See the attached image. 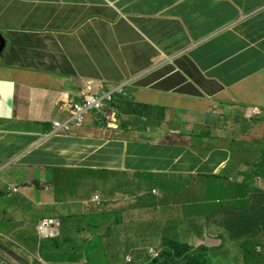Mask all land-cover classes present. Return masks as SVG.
Here are the masks:
<instances>
[{
    "label": "crops",
    "instance_id": "0c3cea01",
    "mask_svg": "<svg viewBox=\"0 0 264 264\" xmlns=\"http://www.w3.org/2000/svg\"><path fill=\"white\" fill-rule=\"evenodd\" d=\"M0 34L11 43L14 37L27 40L29 47L12 67L0 58V166L33 170L48 164L74 170L76 192L67 217H81L83 233L67 245V260L81 262L90 242L139 241L135 222H145L149 244H160L166 221L188 220L193 226V220L214 237H225L226 257L237 255L244 262L239 243L228 241L231 209L217 213L206 208L218 195L232 208L233 198L226 197L243 176L224 174L218 180L198 174V169L207 166L216 169L213 176L220 175L232 158L225 152L233 141L258 145L255 155L237 154L238 164L260 160L264 120L251 123L247 115L255 109L264 115V0H0ZM110 38L113 47L106 41ZM96 54L101 55L87 58ZM182 58L188 61L180 62ZM68 62L82 68L84 77L35 72L62 69ZM178 68L199 70L206 78L200 95L182 83L181 75L187 83L191 78L180 75ZM122 70L146 71L147 88L128 90L132 102L117 118L119 133L92 113L81 129L39 139L53 123L70 119V105L81 101L85 82L113 85L116 77L126 79L118 72ZM205 131L210 132L205 142L193 141ZM109 142L119 143L118 152L104 153L113 150ZM137 143L146 145L134 152ZM87 166L94 171L81 169ZM88 178L104 206L94 212L117 216L101 229L114 230L110 239L91 234L82 218L95 208L85 193ZM33 194L29 189L27 196ZM9 219L19 225L20 211ZM190 239L200 243L194 234ZM259 242L264 250L261 238Z\"/></svg>",
    "mask_w": 264,
    "mask_h": 264
},
{
    "label": "clouds",
    "instance_id": "9594fccd",
    "mask_svg": "<svg viewBox=\"0 0 264 264\" xmlns=\"http://www.w3.org/2000/svg\"><path fill=\"white\" fill-rule=\"evenodd\" d=\"M14 39L17 40L18 44L13 45ZM112 40L113 39L110 38V39H107L106 41L108 44H110L113 47ZM28 50H29V47H28L27 40H19L16 37H14L11 43V41L9 40V37L0 34V58H3L4 65L6 67H12L13 65H15L16 62L20 60L22 55ZM100 55L101 54L87 55V58L91 59L93 58V56L98 57ZM183 61H188V60H186L185 58H182L180 62H183ZM73 62L79 63L75 55H73ZM178 69H179L178 71L179 74L180 72H182L185 75H187L189 78H191V83H187V79L183 75L180 74L184 81V85H186L188 89H191L197 92L198 95H200V91H204V89L206 88V85H205L206 78L201 74V72L198 70L194 73L192 69L188 71H182L181 68H178ZM122 71H128V70H122ZM35 72H42V73H46L47 75H54V76L58 75L64 78H76L79 76L84 77L83 69L82 68L74 69L71 67V64L69 62L62 69H35ZM146 78H147V72H142V74H137L135 77L132 76L131 78H129L130 80L125 79L124 81H122L121 78L116 77L113 81V85H108V86L94 85L92 81L85 82V86L81 90V93H80L81 101L70 105V114H71L70 119L64 123H59V122L53 123L51 125V128L48 131L42 132L44 136H42V138H39V139L45 141V140H49L54 137H58L64 133H72L76 129H81L85 124V118L88 115H91L92 113H95L97 117H100L103 123L111 124L112 127L110 128V130L114 128V131H117V133H119V129L121 128L122 125H120L121 124L120 122L116 124L117 118L120 119L121 116L125 114L124 112L125 107L130 106L132 102V98L128 97L127 92L131 86L141 88V87H138L137 85L141 80L144 81ZM133 82L135 83L132 84ZM123 94H126V95H123ZM85 98L95 99L99 103V107L97 109L93 108L90 111H88L83 116V121L81 125L78 126V125L73 124L72 122L73 112H74L73 106L77 104H81ZM122 104H125V105L123 106ZM105 110H109L110 111L109 114L104 113ZM247 116L249 119H251V123L256 122L257 121L256 119L264 120V115H261V112L257 109H255L254 111L252 110ZM56 125H60L61 127L67 126L68 130H66L65 128L58 129ZM206 135H209V134H206ZM109 144H111V142H109ZM134 145H135L134 152H138L146 144L137 143ZM230 147H231L230 150H228V152L226 151L225 153L227 155L230 154L232 158L231 157L227 158V161H226L227 165L224 169L220 171V175L213 176V173L216 169L210 170L207 166H202L200 169H198V174L205 176L207 178L213 177L214 179H218V180H221L222 175L224 174H228L233 177H239L240 175H242L243 176L242 182H243L244 175L247 174L249 170L248 166L251 164H257L261 161L262 159L261 149H263L264 147L258 150L259 152L258 156L260 158L258 162L249 161L247 162V164H243V165H240L236 162L235 156L239 154L240 152L242 154H246V156L255 155L256 151H254L251 145V141H245V142L233 141ZM221 152H224V151H221ZM217 153H220V150L217 151ZM246 156H243V159H242L243 161H244V157ZM49 166L50 165L48 164L40 165V166L34 165L31 168H33L34 172L36 171L39 172L40 169L49 168ZM243 166H245L246 169L242 171L241 169ZM81 169L85 171H94L91 167H88V166L86 168L81 167ZM1 170H3L2 165L0 166V171ZM200 171H207V172H200ZM259 179L262 180L264 178H258V176H255L253 180L250 182L249 188H241L239 190L233 188L232 191L235 192L234 198L232 197V195L228 196L227 198L232 197L233 201L235 199L238 202H242L243 199H239L237 197V193L245 191V190H250V187L255 186V181H258ZM241 183H233L232 187L234 186V184H241ZM36 184H38V186H37V189L35 190L42 192L43 201L46 203H49L52 207L58 208V212L56 214L57 216L54 218L42 219L41 221L35 223L29 229V232L31 234L36 235L35 239L38 242L36 247L30 248L27 245V242H23L15 238L14 236L9 235V231H8L11 224H14L17 229L19 228L20 224L26 225L27 212L25 210V207L22 204H18L16 208L13 210V211H16V210L20 211L21 219H19V225L16 224L14 220L9 219V215H11L13 211L9 213L8 209L0 208V222L3 225H5V229L3 231H0V244L5 246L9 250L13 251L17 255L25 259L27 262H29L30 264H44V263L50 264L52 261H56L59 264H64L67 262L74 264V262L67 260L66 248H67V245L75 243L74 239L76 236L83 233L80 227L81 217L79 216H74L73 218L67 217L70 214V210L72 209V205L69 204V201L72 199L74 194L71 195V198L68 200V202L66 203L60 202L58 201V196L56 194H51L49 190V184L44 181V175H42L39 180H37L36 178H33L32 185L36 186ZM86 188H85V193L88 196H91L90 203L95 207V208H91L92 211L94 212L97 209H103L104 206H102L99 196L94 195V192H91V193L87 192ZM10 190L13 194H19V189L17 187H11ZM0 195H2L1 192H0ZM23 214H24V217H22ZM82 218H85V217H82ZM176 224L181 225L175 228L176 235L187 240V242H180V243H185L192 247L193 246L197 247L199 245H205L207 243V239H209L210 235H212L210 231H207L206 233L203 234V239L202 240L200 239V243L197 244L196 242H193L190 239V236H193V234L195 236H198V229L196 226L194 225L189 226L188 222H185V221L177 222ZM95 230L96 232L94 233H92L91 230L89 232L91 234H96V233L104 234V236H106L109 239L113 237L112 235H113L114 230L112 231V229L100 231V229L97 228ZM167 230L168 228L164 226L165 239L160 244H155V242H153L152 244H149L148 242L147 256L150 258V262L148 264H150L153 260L159 258L161 250L163 249V246L166 243V240H170L167 234ZM145 233L146 231H144L143 236H140V239H142V237L147 239V237H145ZM222 237L223 236L219 237L221 242L224 241ZM259 241H260V237L257 239L256 242H259ZM225 243L226 242L224 241L223 244L225 245ZM41 245L43 246V249H42L43 252L40 253ZM160 245H162L160 248H154ZM256 245L259 248V250H257V248L256 250L259 253L264 255V250L262 249L263 246L261 248L260 246H258V244ZM35 249H38L37 250L38 256L32 252V250H35ZM33 255H35V259L37 262H35L34 260H31V256ZM235 256L237 257V255ZM224 257L226 256L224 255ZM125 260L130 263L132 262L133 259H132V256L126 255ZM0 264H18V263L0 251ZM239 264H245V260L244 262L241 261Z\"/></svg>",
    "mask_w": 264,
    "mask_h": 264
},
{
    "label": "rangeland",
    "instance_id": "374dc122",
    "mask_svg": "<svg viewBox=\"0 0 264 264\" xmlns=\"http://www.w3.org/2000/svg\"><path fill=\"white\" fill-rule=\"evenodd\" d=\"M122 54H125L124 52ZM139 56V54H138ZM131 58V62L133 63V56H129ZM125 76L126 80L134 76L135 74H142V72L146 71H118ZM143 79V78H142ZM125 79H122L124 81ZM142 81V80H141ZM129 106H126L124 112L126 113ZM142 108V107H141ZM139 113V111H138ZM146 111L142 108L141 114L144 116ZM90 115L85 118V122L89 120ZM206 134L210 135V132L205 131L202 135H194L193 141L194 142H205ZM43 134L40 135L39 138H42ZM43 144L42 146H44ZM251 145L254 151H257L258 145L254 142H251ZM41 146V147H42ZM113 150H106L104 153H108L112 155ZM57 160H53L55 162ZM28 166L23 168H19L18 165H10L0 171V208L1 209H8L10 213L13 211L18 204H22L25 207L27 212L26 217V225L20 224L19 229L17 230L14 224H11L9 227V235L14 236L15 238L23 241V242H30L36 238L35 234H31L29 229L37 222L41 221L45 218H54L57 215L58 208L52 207L49 203L43 201L42 192L35 190L37 189L38 184L32 185L30 183V179L36 178L37 180L40 179L42 175H44V181L49 184V190L51 194H56L58 196V201L60 202H68L76 192V187L71 184V177L74 174V170L72 168H65L56 165H50L49 168H42L39 172H34L32 169L27 170ZM89 185L86 188V191L96 192L94 187V182L92 178H88ZM47 185V184H45ZM11 187H17L19 189V194H13L10 190ZM255 188H260L264 190V179H259L255 181ZM29 189H34V194L30 197L27 196ZM250 194V190H245L242 192L237 193V197L239 199H243L244 196ZM220 196V197H219ZM221 195L213 197L209 203L206 204L207 209H218L220 206L217 205V202H220ZM190 203L194 202V197H190L188 199ZM194 205V204H193ZM192 210H195L192 208ZM16 218H19V215H15ZM24 217V214L23 216ZM117 216H109V215H102L97 212H93L87 217L84 218L87 225L91 227V232H96L95 228L101 229L106 226L110 227V220L116 219ZM135 222L132 225V228L136 232L138 236H143L145 222ZM141 226V228L139 227ZM167 230V234L170 240H174L177 242H187L186 239L179 237L175 233V228L177 226H181L180 224H176L174 222H165ZM99 231V232H100ZM113 231V229H112ZM147 239L143 238L137 242H126L124 244H120L119 242L112 240L106 244L101 241H94L90 242L86 246V250L83 253L81 258V262L78 264H148L150 262V258L147 256V248H148V234L146 235ZM261 242L264 243V236L260 237ZM259 245V242H257ZM13 248V246H12ZM257 250L259 248L256 246ZM32 252L38 256L37 250H32ZM263 252V251H262ZM35 255L31 256V260L35 262ZM130 255L132 256V262H127L125 260V256ZM41 259V258H40ZM42 260V259H41ZM241 261L235 255L230 257H217L215 260V264H239ZM45 264V263H44ZM50 264H59L56 261H52ZM64 264H73L70 262Z\"/></svg>",
    "mask_w": 264,
    "mask_h": 264
},
{
    "label": "trees",
    "instance_id": "16d2710c",
    "mask_svg": "<svg viewBox=\"0 0 264 264\" xmlns=\"http://www.w3.org/2000/svg\"><path fill=\"white\" fill-rule=\"evenodd\" d=\"M14 44H18L15 39L13 45ZM182 83H184V81H182ZM137 86L147 88V78L144 81H140ZM179 86L180 83L173 84L172 88L177 89ZM194 95H198V93L195 92ZM109 145L112 149L116 147L118 152V148L120 147L118 142ZM261 151V161L257 164L248 166L249 170L247 174L244 175V181L241 184H234V189L249 188L250 182L255 176L264 178V148L261 149ZM119 154H121V152H119ZM234 196L235 192L232 191V197L234 198ZM224 198L225 197L222 196L220 202H217V205L220 207L216 209V211L218 213L225 208L231 209V212L228 213L230 223L226 227L228 233H230L228 241L238 242L239 246L242 247L241 250L245 257V264H264V255L256 250L257 239L264 235V190L255 188V186L250 187V194L244 196L242 202H238L234 199L232 208L229 206V202ZM187 221L188 220H185V222ZM189 223L197 227L198 237L201 240L203 239V234L209 231L202 228L196 221L190 220ZM4 229L5 225L0 222V231ZM214 232H216V229ZM222 238L226 242L225 237L223 236ZM217 240L220 239L210 235L205 245H199L197 247H192L174 240H166L159 258L153 260L150 264H215L217 257H224L225 255L224 241L218 243L216 242ZM37 243V240L33 239L27 242V245L30 248H34ZM42 245L40 247V253L43 252Z\"/></svg>",
    "mask_w": 264,
    "mask_h": 264
},
{
    "label": "built area",
    "instance_id": "2783aa9c",
    "mask_svg": "<svg viewBox=\"0 0 264 264\" xmlns=\"http://www.w3.org/2000/svg\"><path fill=\"white\" fill-rule=\"evenodd\" d=\"M99 103L95 99L85 98L81 104H77L73 106V124L80 126L83 121V116L93 108H98ZM58 129L65 128L68 130L67 126L61 127L60 125H56Z\"/></svg>",
    "mask_w": 264,
    "mask_h": 264
},
{
    "label": "water",
    "instance_id": "95a60500",
    "mask_svg": "<svg viewBox=\"0 0 264 264\" xmlns=\"http://www.w3.org/2000/svg\"><path fill=\"white\" fill-rule=\"evenodd\" d=\"M100 137V136H99ZM0 251L6 254L9 258L15 260L18 264H30L25 259L14 253L13 251L9 250L5 246L0 244Z\"/></svg>",
    "mask_w": 264,
    "mask_h": 264
},
{
    "label": "bare ground",
    "instance_id": "6f19581e",
    "mask_svg": "<svg viewBox=\"0 0 264 264\" xmlns=\"http://www.w3.org/2000/svg\"><path fill=\"white\" fill-rule=\"evenodd\" d=\"M35 250H38V249H35Z\"/></svg>",
    "mask_w": 264,
    "mask_h": 264
}]
</instances>
